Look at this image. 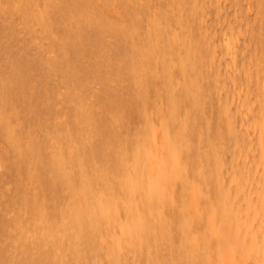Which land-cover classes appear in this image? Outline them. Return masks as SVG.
<instances>
[{
    "label": "clouds",
    "instance_id": "1",
    "mask_svg": "<svg viewBox=\"0 0 264 264\" xmlns=\"http://www.w3.org/2000/svg\"><path fill=\"white\" fill-rule=\"evenodd\" d=\"M28 2L47 87L0 108V264H264V0ZM57 107L79 130L45 139Z\"/></svg>",
    "mask_w": 264,
    "mask_h": 264
},
{
    "label": "rangeland",
    "instance_id": "2",
    "mask_svg": "<svg viewBox=\"0 0 264 264\" xmlns=\"http://www.w3.org/2000/svg\"><path fill=\"white\" fill-rule=\"evenodd\" d=\"M216 22L215 10L210 9L208 23L215 26ZM31 23L28 0H0V108L5 111L11 103L17 105L23 103L26 90L33 81L37 82V98L41 95V90L47 87L41 77L35 49L32 47L34 34L31 32ZM73 115L74 120L71 125L63 124L68 118L67 111L61 112L57 107L50 114L45 115L39 129L40 135L45 139H55L62 125L68 132H71L73 127L79 130V125L75 122V114ZM90 116L91 114L84 110L79 119L86 125ZM244 131L251 137L248 139L249 145L253 141L259 144L260 131L255 126L251 131L247 128ZM250 169L257 178L255 182L258 187V178L264 173L259 156L251 160ZM258 203L257 200L256 203L250 204L253 218L258 212L256 207Z\"/></svg>",
    "mask_w": 264,
    "mask_h": 264
},
{
    "label": "bare ground",
    "instance_id": "3",
    "mask_svg": "<svg viewBox=\"0 0 264 264\" xmlns=\"http://www.w3.org/2000/svg\"><path fill=\"white\" fill-rule=\"evenodd\" d=\"M57 118H58V117H57ZM263 171H264V170H263ZM263 171H262V172H263Z\"/></svg>",
    "mask_w": 264,
    "mask_h": 264
}]
</instances>
